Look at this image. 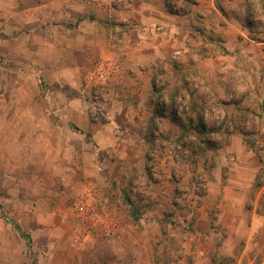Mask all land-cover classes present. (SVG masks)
<instances>
[{
    "label": "rangeland",
    "instance_id": "1",
    "mask_svg": "<svg viewBox=\"0 0 264 264\" xmlns=\"http://www.w3.org/2000/svg\"><path fill=\"white\" fill-rule=\"evenodd\" d=\"M23 3V0H0V243L4 240L16 251L12 264H22L27 258L31 264H187L192 256H185L189 250L207 247L192 238L191 233H195L192 219L199 212L198 205L210 201L205 192L219 151L208 148L207 141L211 140H200L198 129L188 127L190 122L181 112L176 116L183 120L185 128L172 125L169 112L165 111L167 116H156L151 128L145 131L147 140L143 145H137L136 140L96 141L91 131L73 123L69 124L78 139L71 137L67 130H59L63 140H83L95 150L100 146L104 150L105 143L109 142L113 157L116 156L113 146L125 154L131 150L142 151L138 150L137 156L121 159L119 168L125 181L111 177L101 181L102 176L93 178L87 173L82 177L89 186L85 188L82 184L67 187L62 183L59 174L63 162L52 159L54 152L38 144L39 140L57 139L50 134L44 137L29 120H22L25 115L20 110L35 108L43 92L63 90L73 80H79L82 94L91 102L95 94L109 90H121L125 99L127 94L134 93L139 82L129 76L146 71L155 77L157 91L163 95L167 89L180 88L186 80V88L177 94L175 108L178 111L186 108L184 104L190 103H187V90L193 91L195 102L200 99V107L203 105L206 114L190 110L188 115L196 123L197 115L201 114V121L215 128L222 113L218 108H224L221 100L225 101V97H216L212 90H220L221 80L227 74L213 69L200 75L194 66H174L162 59L161 64L145 68L114 65L115 72L107 74L106 82H102L94 74L90 77L99 66L97 46L72 48L76 41L67 45L62 40L76 34L77 21L81 18L68 23L52 17H28ZM251 3H254V30L264 33V0H251ZM109 5L104 2L102 7L109 8ZM228 9L238 15L241 12L235 5ZM212 15L207 13L202 22L213 26ZM106 22L113 23L108 18ZM114 37L112 34L113 40ZM208 37L212 40L217 36ZM205 48H212V44L208 43ZM185 56L197 58L199 51L190 48ZM244 65L240 64V68ZM228 74L225 79H239L238 75ZM237 85L242 86V82ZM237 98L235 113L229 121L241 126L246 119L254 117L252 112L256 111L257 101L253 95ZM163 101L168 104L166 97ZM87 117L96 122L105 119L103 114L90 110ZM251 124L245 141L259 159L255 183L263 187L264 140L252 135L256 123ZM6 140H27V145L14 150ZM115 168L108 165L112 174ZM79 200H86L82 209L76 205ZM259 202L264 204V189L259 192ZM131 204L140 217L154 222H137L131 215ZM104 217L108 218L110 233L104 230ZM15 224L30 234V250L23 239L7 240L16 234ZM212 226L223 233L220 225L213 223ZM204 227L201 224L197 229ZM88 234L90 237L86 238ZM221 257V264H250L238 255Z\"/></svg>",
    "mask_w": 264,
    "mask_h": 264
},
{
    "label": "crops",
    "instance_id": "2",
    "mask_svg": "<svg viewBox=\"0 0 264 264\" xmlns=\"http://www.w3.org/2000/svg\"><path fill=\"white\" fill-rule=\"evenodd\" d=\"M23 1V11L28 17H52L68 23L74 18H81L77 21L76 34L72 38L63 37L62 40L67 45L76 41L72 48L97 46L99 65L145 68L159 65L165 59L167 64L194 66L200 75H206L213 69L225 72L228 76V73L238 75L239 79L231 80L225 79L227 75H224L220 90H212L216 97H225V101L221 100L225 109L218 108L222 112L218 120L220 132L208 131L210 126L204 120L201 124L205 125V130H197L201 134L200 140L212 135V140H223V144L217 148L219 155L212 178L207 183L205 197L210 201L200 203L197 207L199 212L192 219L195 230V233H191L192 238L205 243L207 247L189 250L185 256L190 257L192 254L187 264H220L223 257H219L223 254L238 255L240 259L250 261V264H264V204L259 202V192L264 186L255 183L260 163L245 141L252 122L256 123V131L252 135H256L257 140H264V33L254 30V3L251 0L241 3L233 0ZM112 1H115L113 5L110 3ZM104 2L110 4L109 8L102 7ZM230 5L239 7L241 15L229 10ZM249 6L251 19L247 20L244 14ZM207 13L214 16L213 26L202 22ZM107 18L113 23L108 24ZM262 18L264 20V13ZM61 27L67 28L62 24ZM112 34H115L116 39L111 38ZM208 35L217 37L211 40ZM208 43L212 44V48H205ZM190 48L198 49L197 58L185 56ZM240 64L245 65L240 68ZM129 77L139 82L134 93L131 96L127 94L125 99L121 90H109L105 94L103 91L95 94L91 102L82 94L79 80H73L63 90L43 92L35 108L20 110L25 115L22 120H29L33 128H39L44 133V137L50 134L57 139L52 142L39 140L38 144L54 152L52 159L63 162L59 177L67 187L82 184L88 188L82 178L87 173L93 178L102 176L101 181L108 177L126 180L119 168L120 161L139 155L140 149L125 154L122 149L113 146L116 149V156L113 157L109 142L105 143L104 150H100L102 146L95 150L83 140H63L58 131L67 130L71 137L78 139L69 124L73 123L91 131V137L96 141L136 140L137 145H143L145 131L153 114L154 104H149V100L156 91L148 72L141 71ZM239 81L242 86L237 85ZM240 95H253L257 108L252 112L254 117L251 120L246 119L238 126L229 119L235 113L237 97ZM89 110L103 114L105 119L96 122V119L87 117ZM203 111L202 105L200 113ZM170 122L180 128L175 120ZM6 141L14 150L24 149L27 145V140ZM108 165L116 167L114 174ZM82 166L83 170H79ZM139 221L154 222L142 217ZM213 223L220 225L223 233L215 231ZM201 224L205 227L199 231L197 227ZM141 229L147 230L145 227ZM14 230L16 234L8 236V241L22 239ZM214 242L216 244L211 247ZM15 254L16 251L7 246L4 240L0 243V264H12ZM27 261L23 260L22 264H31V260L27 258Z\"/></svg>",
    "mask_w": 264,
    "mask_h": 264
},
{
    "label": "trees",
    "instance_id": "3",
    "mask_svg": "<svg viewBox=\"0 0 264 264\" xmlns=\"http://www.w3.org/2000/svg\"><path fill=\"white\" fill-rule=\"evenodd\" d=\"M250 11H251L250 6L248 8L246 7V11H245L244 16H245V18L247 20L251 19V17L249 16L251 14ZM171 69L174 70L175 68H171ZM152 78H153V85L155 87V91L156 92H155V96H151V98L149 100L150 101L149 104L150 103H153L154 105H153V114H152V116L150 117V120H149L150 124H149L148 130L151 128L152 122L154 121L155 117L156 116H165L166 115L164 113L165 111L166 112H169V115L170 116H168V117L171 120H173V121L175 120L176 123L180 126V128H185V124H184L183 120H181L180 118H179V120H177V117H176V113H177L176 110L177 109L175 107H176V97H177V94H178V92H179V90L181 88H186L187 81L186 80H183V82H182L183 84L180 86V88H173V90L167 89L165 91L166 93L163 95L162 93H160V92L157 91L156 84H155L156 83L155 82V77L152 76ZM187 92H188V94H187L188 95L187 103H189V102L190 103L189 104H184V105H186V108L185 107H182L181 110H180V112L190 122V126H188V127H190V128L195 127L197 129L199 128L198 131L205 130L204 129L205 125L204 124H201V114H198L197 115V122L196 123H194L192 121V116L191 115H188L189 114L188 112L190 110H197V113H200L201 107H200V102H199L200 99L199 98L197 99L198 102L197 101L195 102V100L193 98V91L187 90ZM164 97H166L168 99V104H167V102H164L163 101V98ZM153 101H155V103ZM159 103H160V105H159ZM168 106L170 107V109L168 108ZM220 129H221V125L219 124L215 128L209 127L208 128V131L219 133L220 132ZM146 135L147 134H145V136ZM145 139L147 140L146 137H145ZM205 140H211V141H207V146H208V148H212V149H214V148L217 149L218 147H220V145L223 144V140H221V141L218 142V141H215V139L212 140V138L210 136L208 138H206ZM146 158L148 159V155L146 156ZM130 212H131V215L133 216V218L136 221L140 218V215L138 214L137 208H135L133 206V204H131ZM5 220H6V218H5ZM14 226H15V229L17 230L18 234L20 235V237L23 240H25L26 245H27V248L30 250V247H31V236H30V234L28 232L24 231L18 224H15Z\"/></svg>",
    "mask_w": 264,
    "mask_h": 264
},
{
    "label": "built area",
    "instance_id": "4",
    "mask_svg": "<svg viewBox=\"0 0 264 264\" xmlns=\"http://www.w3.org/2000/svg\"><path fill=\"white\" fill-rule=\"evenodd\" d=\"M116 67L114 65H105V64H100L96 70L94 71V73L90 74V77L94 74V76L98 79H101L102 82H106V79L108 77L107 74H112L115 72ZM86 204V200H79L77 202V206L82 209V207ZM108 218L104 217V221L103 223L105 224V232L106 233H110L112 231L110 225H108Z\"/></svg>",
    "mask_w": 264,
    "mask_h": 264
}]
</instances>
